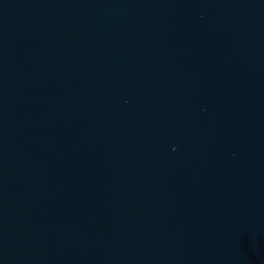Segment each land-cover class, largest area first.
Here are the masks:
<instances>
[{"label": "water", "instance_id": "obj_1", "mask_svg": "<svg viewBox=\"0 0 264 264\" xmlns=\"http://www.w3.org/2000/svg\"><path fill=\"white\" fill-rule=\"evenodd\" d=\"M0 264H264V0H0Z\"/></svg>", "mask_w": 264, "mask_h": 264}]
</instances>
